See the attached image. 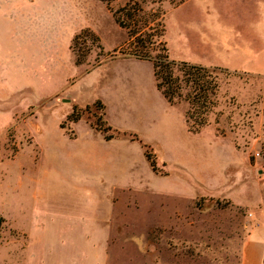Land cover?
<instances>
[{"label":"rangeland","instance_id":"374dc122","mask_svg":"<svg viewBox=\"0 0 264 264\" xmlns=\"http://www.w3.org/2000/svg\"><path fill=\"white\" fill-rule=\"evenodd\" d=\"M108 1L34 0L23 28L14 18L10 27L0 21V264L22 262L27 232L40 260L70 264L74 203L125 209L107 240L108 264H239L250 212L230 197L252 198L264 163V74L216 70L199 129L211 127L210 139L208 131H187L183 113L194 112L196 126L197 109L184 98L166 101L149 60L84 69L124 56L126 28L112 9L139 5L149 24H164L171 58L206 59L201 47L220 31L244 39L263 23L264 0ZM5 4L0 9L14 14L21 8ZM31 16L46 18V31ZM76 53L84 63L74 62ZM73 104L114 135L106 139L80 117L74 129ZM241 178L244 189L232 187Z\"/></svg>","mask_w":264,"mask_h":264},{"label":"crops","instance_id":"0c3cea01","mask_svg":"<svg viewBox=\"0 0 264 264\" xmlns=\"http://www.w3.org/2000/svg\"><path fill=\"white\" fill-rule=\"evenodd\" d=\"M13 1L14 0H5V5H8V3H12ZM33 1L34 0H16L17 5L21 8L18 9L15 14L13 11L10 12L6 8L0 9V21L7 22L4 23L3 26L10 27V21H12V18H14L18 24V28H23L25 20L28 21L29 19V14H25L24 10L26 9L28 11L31 2ZM30 21L31 24H34L36 30L46 31L48 28L46 18L31 16ZM85 27L88 26H82L72 31L71 38L80 29ZM249 30L251 31L250 35H241V37L247 38H237V35H234V40L224 37V34H221L220 31V37L218 39L210 40L208 45L201 47V49H203L204 53L206 54V59L200 58L184 60L202 63L205 65H218L230 70L264 74V20L261 25L256 27L253 26ZM134 58L141 59L132 55L115 56L103 59L97 64L92 65L89 69H84V71L90 73L92 70L101 68V66H105L107 63L118 62L122 59L129 60ZM164 98L166 99L165 96ZM166 101L170 103L167 99ZM171 104L173 103H170V105ZM80 118L84 119L85 122L90 125L91 129H96L86 118ZM80 118L73 122L72 125L74 129ZM183 119L187 131L189 132L190 130L188 128L184 113ZM206 131L209 133V138L214 139L213 137L216 136V134L213 132V129L211 127L208 128V126L203 127L197 132H190L199 134ZM256 171L259 173L256 177L257 187L256 191L254 192L255 195L252 196V198H250L249 195L239 198L230 197L233 202L248 208L250 212L248 218L249 226L240 245L239 264H264V163L261 167H257ZM243 180V178L236 180L233 179L231 182V184H233L232 187L240 190L244 189L242 188L243 184L241 183ZM216 187L218 186H213V189H216ZM134 205L137 207L136 204ZM122 216L124 220H121ZM125 216V209H120L118 207L115 208L114 205H111L102 211H95L94 206L92 207L90 204L74 203L70 215V221L73 222V245L72 248L66 250L68 251L67 256H73L71 257L72 259H70V264H108L107 256L109 253L107 240L111 238L112 233L119 232L120 224L124 223L126 220ZM29 234L30 232H27L26 244L23 251V260L20 264H31L30 261L33 260L32 258L37 259V264H51V262L57 264L55 260L50 258V260H47L46 262L44 260H40L41 258L39 256L41 255V251L28 248L30 244L28 239L31 237ZM35 255H37V257H35Z\"/></svg>","mask_w":264,"mask_h":264},{"label":"trees","instance_id":"16d2710c","mask_svg":"<svg viewBox=\"0 0 264 264\" xmlns=\"http://www.w3.org/2000/svg\"><path fill=\"white\" fill-rule=\"evenodd\" d=\"M103 1L109 5L108 0ZM108 7L110 8V6ZM140 9L139 5H130L129 7L123 5L112 9L115 20L120 26L125 27L127 32V38L121 44L119 51L124 55H132L152 62L156 86L170 103H175L184 98L188 100L191 107L197 109L195 112L197 118L193 119L194 122H197L196 126L189 123V120L194 116V112H189L190 110L187 109L185 113L189 130L196 132L207 122L204 114L209 110V106L213 102L212 96L215 95L217 90L216 70L227 68L171 58L166 41L162 38L164 24L158 23L157 26H152L148 23L147 18L140 13ZM83 61V55L76 53L75 62L79 64ZM95 104L103 107V103L99 99L95 100ZM81 109L77 104H73L72 111L67 116L68 119L76 120L81 117ZM92 124L95 128L104 132L106 139L114 135L113 133H107L111 129L109 123L106 122V125H102L94 122ZM61 126L63 125L61 124ZM131 139H138V137L131 136ZM142 144L144 155L151 168L155 170V159L145 149L147 143L142 142Z\"/></svg>","mask_w":264,"mask_h":264},{"label":"built area","instance_id":"2783aa9c","mask_svg":"<svg viewBox=\"0 0 264 264\" xmlns=\"http://www.w3.org/2000/svg\"><path fill=\"white\" fill-rule=\"evenodd\" d=\"M256 154H259V152H256ZM264 211V210H263Z\"/></svg>","mask_w":264,"mask_h":264}]
</instances>
